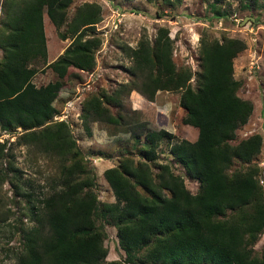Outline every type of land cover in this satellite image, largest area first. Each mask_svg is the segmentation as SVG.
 <instances>
[{
    "label": "trees",
    "instance_id": "obj_1",
    "mask_svg": "<svg viewBox=\"0 0 264 264\" xmlns=\"http://www.w3.org/2000/svg\"><path fill=\"white\" fill-rule=\"evenodd\" d=\"M1 3L0 129H20V146L59 164L49 194L36 197L32 191L16 190L38 203L30 214L35 225L23 231L16 264H264V251L260 257L253 255V245L264 231V198L256 170L249 166L261 152L262 138L254 133L231 144L253 110L249 100L237 95L242 82L233 76L232 60L246 48L244 41L201 39L196 87L191 70L172 60V41L164 27L153 44L143 39L137 49L125 47L133 63L132 79L86 98L81 118L85 132L92 135L90 123L95 121L123 124L125 116L121 111L113 114L110 106L121 110L132 90L148 100L157 90L179 92V105L186 110L183 123L197 129V138L181 139L169 150L200 186L198 193H191L168 164L159 163L153 171L150 162L156 159L160 141L173 136L163 129L150 130L139 150L144 161L123 156L118 165L106 169L115 201L100 203L94 172L69 126L63 120L53 122L63 82L36 87L33 79L39 70L31 64L47 60V15L61 39L73 38L58 62L81 71L92 69L94 49L101 43L98 37L86 39V33L102 21L101 5H83L60 31L73 0ZM9 157L7 143L0 141V166ZM235 160L247 166L229 174ZM9 169L13 175L19 173L15 167ZM9 174L0 170V182L17 189L12 181L18 178ZM99 219L116 228L122 260L106 261V231Z\"/></svg>",
    "mask_w": 264,
    "mask_h": 264
},
{
    "label": "rangeland",
    "instance_id": "obj_2",
    "mask_svg": "<svg viewBox=\"0 0 264 264\" xmlns=\"http://www.w3.org/2000/svg\"><path fill=\"white\" fill-rule=\"evenodd\" d=\"M2 1V0H1ZM87 3H97L102 8V21L89 29L87 37H98L100 43L94 49V66L81 71L66 63L58 62L73 42L58 36V30L44 15V33L47 38V60L34 62L31 66L39 73L34 77L36 87L48 85L60 80L63 86L54 102L58 112L54 121H66L86 165L96 177V193L100 203L114 202L115 197L105 179L107 168L119 164L123 156H130L135 162L144 161L139 153L150 130L163 129L172 134V138L160 141L156 159L150 162L153 171L159 163L168 164L173 172L181 176L186 188L193 194L198 193L200 183L190 177L185 168L170 154L171 145L181 139L195 141L197 129L183 123L186 110L179 105V92L157 90L153 100L146 99L136 90L124 97L123 108L110 106L113 114L120 111L125 116L121 125L91 122L92 135L85 132L82 125V110L86 98L110 92L119 84L132 79V59L126 46L137 49L143 39L153 44L158 29L164 27L172 41V60L177 67H187L192 72L191 83L196 87V74L199 71L201 39L209 41L223 37L240 39L246 48L232 60L233 76L242 82L237 95L252 103L253 110L247 123L236 130V138L231 144L258 133L262 138L259 154L253 156L251 164L256 170V178L261 186L264 198V0H73L68 10L67 21L60 28L66 29L77 10ZM2 3L0 18L2 17ZM247 19V20H246ZM0 47V60L3 56ZM16 132H2L0 141L7 143L10 157L0 166L2 173H10L15 189L8 181L0 182V262L16 264V258L23 246V231L35 225L30 218L31 210L37 206V199L16 194L32 191L34 196L51 192L53 180L59 164L51 158L40 155L26 145L20 146ZM32 149V150H31ZM11 165V167H10ZM247 164L235 160L228 170L244 171ZM15 167L19 173L13 175L8 168ZM17 176V177H16ZM104 225L107 249L106 261L122 260L124 252L120 249L116 228L106 221ZM253 255L260 257L264 251V231L253 245ZM127 264V263H124Z\"/></svg>",
    "mask_w": 264,
    "mask_h": 264
},
{
    "label": "water",
    "instance_id": "obj_3",
    "mask_svg": "<svg viewBox=\"0 0 264 264\" xmlns=\"http://www.w3.org/2000/svg\"><path fill=\"white\" fill-rule=\"evenodd\" d=\"M247 20V19H246Z\"/></svg>",
    "mask_w": 264,
    "mask_h": 264
}]
</instances>
